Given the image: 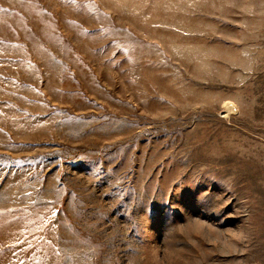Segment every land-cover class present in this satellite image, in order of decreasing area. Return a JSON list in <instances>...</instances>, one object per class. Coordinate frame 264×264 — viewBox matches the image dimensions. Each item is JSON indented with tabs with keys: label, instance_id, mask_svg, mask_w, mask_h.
I'll return each instance as SVG.
<instances>
[{
	"label": "rangeland",
	"instance_id": "1",
	"mask_svg": "<svg viewBox=\"0 0 264 264\" xmlns=\"http://www.w3.org/2000/svg\"><path fill=\"white\" fill-rule=\"evenodd\" d=\"M0 264H264V0H0Z\"/></svg>",
	"mask_w": 264,
	"mask_h": 264
},
{
	"label": "bare ground",
	"instance_id": "2",
	"mask_svg": "<svg viewBox=\"0 0 264 264\" xmlns=\"http://www.w3.org/2000/svg\"><path fill=\"white\" fill-rule=\"evenodd\" d=\"M230 106V104H227V107H229Z\"/></svg>",
	"mask_w": 264,
	"mask_h": 264
}]
</instances>
